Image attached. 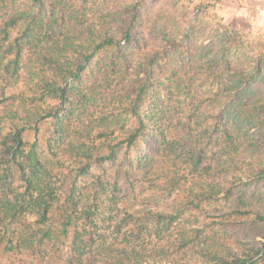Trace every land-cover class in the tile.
Returning a JSON list of instances; mask_svg holds the SVG:
<instances>
[{
	"label": "trees",
	"instance_id": "trees-1",
	"mask_svg": "<svg viewBox=\"0 0 264 264\" xmlns=\"http://www.w3.org/2000/svg\"><path fill=\"white\" fill-rule=\"evenodd\" d=\"M212 9L0 0L3 253L264 264V49Z\"/></svg>",
	"mask_w": 264,
	"mask_h": 264
},
{
	"label": "rangeland",
	"instance_id": "rangeland-1",
	"mask_svg": "<svg viewBox=\"0 0 264 264\" xmlns=\"http://www.w3.org/2000/svg\"><path fill=\"white\" fill-rule=\"evenodd\" d=\"M214 5V9L209 10V13L217 15L222 18V22L226 25L233 26L238 29L241 33L247 36L253 43L259 45L256 48L264 49V20L255 17H233L224 18L222 17V0H204ZM261 45V46H260ZM2 246H0V264H25L30 261L28 255L10 252L3 253Z\"/></svg>",
	"mask_w": 264,
	"mask_h": 264
},
{
	"label": "crops",
	"instance_id": "crops-1",
	"mask_svg": "<svg viewBox=\"0 0 264 264\" xmlns=\"http://www.w3.org/2000/svg\"><path fill=\"white\" fill-rule=\"evenodd\" d=\"M222 17H255L264 20V0H222Z\"/></svg>",
	"mask_w": 264,
	"mask_h": 264
}]
</instances>
